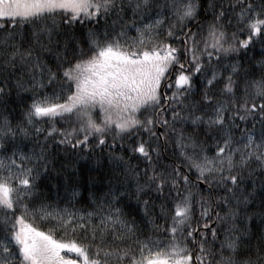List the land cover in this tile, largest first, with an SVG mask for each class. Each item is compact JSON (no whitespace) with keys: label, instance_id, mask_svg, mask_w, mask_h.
<instances>
[{"label":"snow or ice","instance_id":"6c2138e0","mask_svg":"<svg viewBox=\"0 0 264 264\" xmlns=\"http://www.w3.org/2000/svg\"><path fill=\"white\" fill-rule=\"evenodd\" d=\"M0 109V264H264V0H0Z\"/></svg>","mask_w":264,"mask_h":264},{"label":"trees","instance_id":"16d2710c","mask_svg":"<svg viewBox=\"0 0 264 264\" xmlns=\"http://www.w3.org/2000/svg\"><path fill=\"white\" fill-rule=\"evenodd\" d=\"M255 52H256L257 58H258L259 46H257V48L255 49ZM12 99H13V101L15 100V94H13V98ZM21 107H22L21 105H17L14 115L12 117H10V119L12 120L13 123H15L17 119H19L20 112H21ZM0 111H3V109H0ZM4 115L7 116L8 113L4 112ZM84 172H85V175H84L85 183H84V187L82 189V195H81V197H78L79 203H76L75 207L76 208H84V209L87 210L86 201H87V197H88V191H87V188H88V185H87L88 172H87V168L86 167L84 169ZM93 175H95V173H93ZM100 175H103V173L101 172ZM95 187L99 188L101 186L100 185H96ZM63 206H64V204H63V202H61V207H63ZM255 223H256V221L254 220L253 224H255ZM37 226L41 227L42 230H45V231H47L48 227H49V225L47 223H43V222H37ZM57 238H60L59 234H57ZM72 255H74V254H72Z\"/></svg>","mask_w":264,"mask_h":264},{"label":"rangeland","instance_id":"374dc122","mask_svg":"<svg viewBox=\"0 0 264 264\" xmlns=\"http://www.w3.org/2000/svg\"><path fill=\"white\" fill-rule=\"evenodd\" d=\"M70 255H72V254H70Z\"/></svg>","mask_w":264,"mask_h":264}]
</instances>
